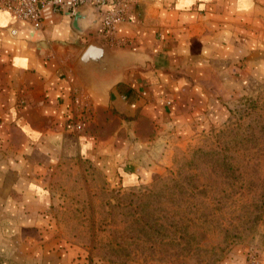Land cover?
I'll list each match as a JSON object with an SVG mask.
<instances>
[{"label": "crops", "instance_id": "crops-1", "mask_svg": "<svg viewBox=\"0 0 264 264\" xmlns=\"http://www.w3.org/2000/svg\"><path fill=\"white\" fill-rule=\"evenodd\" d=\"M132 2V18L113 39L88 28L89 15L79 26L76 13L51 14L35 27L0 10V264H85L51 212L55 167L87 157L112 176L120 162L127 180L141 172L137 157L164 126L185 130L206 110V85L229 92V81L246 86L258 71L264 0ZM93 41L134 65L87 84L78 60ZM84 107L93 120L76 133L70 116ZM114 110L136 119L127 123ZM246 255L236 251L223 264H249Z\"/></svg>", "mask_w": 264, "mask_h": 264}, {"label": "rangeland", "instance_id": "rangeland-1", "mask_svg": "<svg viewBox=\"0 0 264 264\" xmlns=\"http://www.w3.org/2000/svg\"><path fill=\"white\" fill-rule=\"evenodd\" d=\"M258 71L224 92L181 131L164 126L137 157L141 172L109 176L87 157L50 173L57 230L85 264H223L264 252V54ZM240 81V82H239ZM124 121L128 116L114 110ZM120 119L112 123L117 127Z\"/></svg>", "mask_w": 264, "mask_h": 264}, {"label": "built area", "instance_id": "built-area-1", "mask_svg": "<svg viewBox=\"0 0 264 264\" xmlns=\"http://www.w3.org/2000/svg\"><path fill=\"white\" fill-rule=\"evenodd\" d=\"M94 7L101 21V31L114 37L117 25L132 18V0H0V10L10 14L16 21H24L42 27L51 14L74 15L80 8ZM17 33L16 29L12 30ZM93 120L87 107L73 110L70 127L76 133L85 132Z\"/></svg>", "mask_w": 264, "mask_h": 264}, {"label": "water", "instance_id": "water-1", "mask_svg": "<svg viewBox=\"0 0 264 264\" xmlns=\"http://www.w3.org/2000/svg\"><path fill=\"white\" fill-rule=\"evenodd\" d=\"M88 15L90 18L88 28H92L93 25L101 28L97 11L91 6L82 7L76 12V23L80 26ZM80 31L83 32V28ZM133 65L134 62L130 56L114 53L110 47L95 41L86 46L78 60L79 75L87 84H99L105 80H112Z\"/></svg>", "mask_w": 264, "mask_h": 264}, {"label": "trees", "instance_id": "trees-1", "mask_svg": "<svg viewBox=\"0 0 264 264\" xmlns=\"http://www.w3.org/2000/svg\"><path fill=\"white\" fill-rule=\"evenodd\" d=\"M127 92H128V91H127ZM126 95H128V93H127Z\"/></svg>", "mask_w": 264, "mask_h": 264}]
</instances>
